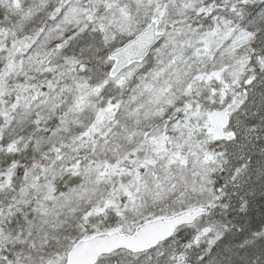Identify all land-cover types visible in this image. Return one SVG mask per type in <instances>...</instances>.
Instances as JSON below:
<instances>
[{
    "label": "snow or ice",
    "instance_id": "6c2138e0",
    "mask_svg": "<svg viewBox=\"0 0 264 264\" xmlns=\"http://www.w3.org/2000/svg\"><path fill=\"white\" fill-rule=\"evenodd\" d=\"M0 264H264V0H0Z\"/></svg>",
    "mask_w": 264,
    "mask_h": 264
}]
</instances>
